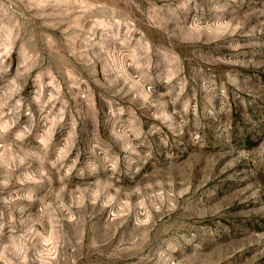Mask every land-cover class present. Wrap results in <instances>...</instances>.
<instances>
[{"label": "rangeland", "instance_id": "1", "mask_svg": "<svg viewBox=\"0 0 264 264\" xmlns=\"http://www.w3.org/2000/svg\"><path fill=\"white\" fill-rule=\"evenodd\" d=\"M4 3L0 264H264V0Z\"/></svg>", "mask_w": 264, "mask_h": 264}, {"label": "clouds", "instance_id": "2", "mask_svg": "<svg viewBox=\"0 0 264 264\" xmlns=\"http://www.w3.org/2000/svg\"><path fill=\"white\" fill-rule=\"evenodd\" d=\"M56 2H60V0H56ZM8 7H10V5L6 6L4 0H0V48L3 49V51H0V57L10 54L13 42L18 38L15 35L18 22H15L13 17L9 14L7 10ZM2 63L3 60L0 59V64ZM0 71H6V69H0ZM10 98L9 96L8 99ZM7 102V100H4L3 103H0V108H3ZM17 104H19V101H17ZM7 127V124H4L2 130H7ZM192 255L195 256V253L193 252ZM193 264H198V262L194 259Z\"/></svg>", "mask_w": 264, "mask_h": 264}]
</instances>
